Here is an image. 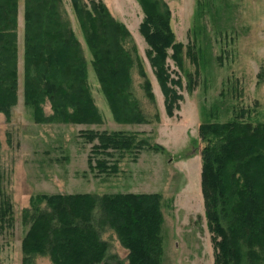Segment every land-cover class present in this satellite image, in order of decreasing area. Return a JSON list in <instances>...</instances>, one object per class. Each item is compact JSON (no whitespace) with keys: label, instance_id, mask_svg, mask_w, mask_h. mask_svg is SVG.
<instances>
[{"label":"rangeland","instance_id":"1","mask_svg":"<svg viewBox=\"0 0 264 264\" xmlns=\"http://www.w3.org/2000/svg\"><path fill=\"white\" fill-rule=\"evenodd\" d=\"M103 1L132 34L126 49L139 57L140 65L130 70L129 94L142 116L129 120L114 113L72 2L62 0L100 115L96 123L67 124L39 123L26 104V0H18L17 98L9 113H0V264H25L22 242L32 228V216L52 211L38 202L39 197L59 194H159L161 264H216V235L208 224L202 191L201 152L207 143L200 127L235 120L264 123V0H163L176 41L183 43L181 64L172 58V51L167 59L174 88L183 96L173 117L167 115L165 97L147 57L149 46L140 33L145 13L138 0ZM113 35L109 31L102 40L103 53L110 50ZM146 80L155 100L146 93ZM43 107L46 117L54 115L50 101ZM119 132L131 138L129 148H105L99 139L87 136ZM99 209L94 224L110 243L103 264L116 260L129 264L128 250L114 230L99 226ZM245 256L242 264H250ZM27 264L54 262L49 254H32Z\"/></svg>","mask_w":264,"mask_h":264},{"label":"trees","instance_id":"2","mask_svg":"<svg viewBox=\"0 0 264 264\" xmlns=\"http://www.w3.org/2000/svg\"><path fill=\"white\" fill-rule=\"evenodd\" d=\"M71 2L114 113L129 120L142 116L129 94L130 70L140 65L139 57L135 59L126 49L131 32L110 14L103 0ZM138 2L145 13L140 33L149 46L147 57L165 97L167 115L173 117L183 96L174 88L167 59L172 51V58L180 65L183 43L176 41L171 13L163 0ZM18 8V0H0V113L5 114L17 98ZM64 13L62 0H26V104L39 123H96L100 115L88 85L86 61ZM109 31L114 33L108 40L110 50L106 41L107 51L103 53L100 45ZM140 71L146 77L142 65ZM145 90L155 100L150 81L146 80ZM46 101L54 112L49 118L44 115ZM200 132L207 143L201 152L202 191L208 224L216 235V264H242L245 248L250 264H264V123H203ZM87 136L91 141L99 139L105 148L131 145V138L120 132ZM39 198L38 202L46 203L52 211L32 216V228L22 242L25 264L32 254H49L54 264L105 263L110 243L102 239L94 224L100 207L99 226L109 225L114 230L128 250L129 264H161L159 194ZM116 264L123 263L116 260Z\"/></svg>","mask_w":264,"mask_h":264}]
</instances>
